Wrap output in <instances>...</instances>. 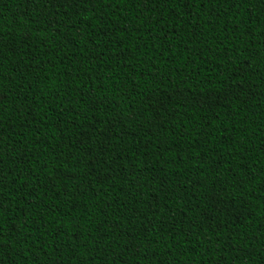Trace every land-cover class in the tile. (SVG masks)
Listing matches in <instances>:
<instances>
[{"label": "trees", "instance_id": "obj_1", "mask_svg": "<svg viewBox=\"0 0 264 264\" xmlns=\"http://www.w3.org/2000/svg\"><path fill=\"white\" fill-rule=\"evenodd\" d=\"M0 264H264V0H0Z\"/></svg>", "mask_w": 264, "mask_h": 264}, {"label": "snow or ice", "instance_id": "obj_2", "mask_svg": "<svg viewBox=\"0 0 264 264\" xmlns=\"http://www.w3.org/2000/svg\"><path fill=\"white\" fill-rule=\"evenodd\" d=\"M172 2L177 6H179L181 3H184V5L186 6L187 0H172Z\"/></svg>", "mask_w": 264, "mask_h": 264}]
</instances>
